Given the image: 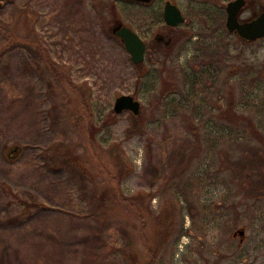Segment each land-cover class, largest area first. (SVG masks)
Wrapping results in <instances>:
<instances>
[{
  "label": "rangeland",
  "instance_id": "obj_1",
  "mask_svg": "<svg viewBox=\"0 0 264 264\" xmlns=\"http://www.w3.org/2000/svg\"><path fill=\"white\" fill-rule=\"evenodd\" d=\"M165 1L0 0V264H264V37L229 0H170V28ZM107 186L128 200L99 220Z\"/></svg>",
  "mask_w": 264,
  "mask_h": 264
},
{
  "label": "water",
  "instance_id": "obj_2",
  "mask_svg": "<svg viewBox=\"0 0 264 264\" xmlns=\"http://www.w3.org/2000/svg\"><path fill=\"white\" fill-rule=\"evenodd\" d=\"M245 0H229L225 6L226 19L225 26L229 32H235L239 37L248 41H255L264 37V10L250 19L240 20ZM163 20L169 26H176L184 21L181 9L170 0H166L163 6ZM116 35L124 43L130 54L133 63H140L144 58L145 43L137 32L123 25L118 26ZM140 103L130 94H123L115 98L113 110L119 113L123 110L131 111L134 115L139 113ZM238 234L240 240L244 236V229H238L234 235Z\"/></svg>",
  "mask_w": 264,
  "mask_h": 264
},
{
  "label": "trees",
  "instance_id": "obj_3",
  "mask_svg": "<svg viewBox=\"0 0 264 264\" xmlns=\"http://www.w3.org/2000/svg\"><path fill=\"white\" fill-rule=\"evenodd\" d=\"M163 16L162 14L159 13V16L156 18V20L158 21H163ZM170 27V26H169ZM170 28H174V27H170ZM67 77L63 76L61 79L62 81H66ZM68 81V79H67ZM70 83V81H68V84ZM113 113H116L114 110H112ZM138 115V114H137ZM136 116V115H134ZM93 128V127H92ZM68 158V157H67ZM65 158V160L67 159ZM77 158V156H76ZM85 163V162H84ZM83 162L79 164V162L77 161V164L75 167H79V166H84ZM118 190L115 188V186L110 187L107 186L106 188H104V190L102 192H100V194H96L94 197V203H90V215L93 218L99 219V220H109V216L113 215L112 212H115L116 209L119 207L121 209V204L122 202H124L125 200H128L125 197V200H123L122 194H118L117 193ZM132 205V207H135L134 209L137 211H140L137 207H139V205L141 203H130ZM139 213V212H138ZM140 214V213H139ZM150 248V247H149ZM147 248V249H149ZM123 250V249H122ZM124 254L126 255V258L129 259L130 264H152V260L149 259L146 263V258H148L147 256L142 260H138V254H134L133 250L132 251H123ZM149 252V250H148Z\"/></svg>",
  "mask_w": 264,
  "mask_h": 264
},
{
  "label": "flooded vegetation",
  "instance_id": "obj_4",
  "mask_svg": "<svg viewBox=\"0 0 264 264\" xmlns=\"http://www.w3.org/2000/svg\"><path fill=\"white\" fill-rule=\"evenodd\" d=\"M163 12V11H162ZM182 12V11H181ZM226 13V12H225ZM183 14V13H182ZM163 16V15H162ZM255 16V15H254ZM253 16V17H254ZM252 18V17H251ZM248 19H250V17L248 18ZM241 20V19H240ZM243 20H245V19H243ZM230 33H232V32H230ZM140 36V35H139ZM245 40V39H244ZM258 40V39H257ZM245 41H248V40H245ZM256 41V40H255ZM248 42H250V41H248ZM252 42V41H251ZM148 53H149V47H148V45L145 43V49H144V58H143V61L142 62H140V63H138V66L139 65H141L143 62H144V60H145V58L147 57V55H148Z\"/></svg>",
  "mask_w": 264,
  "mask_h": 264
}]
</instances>
